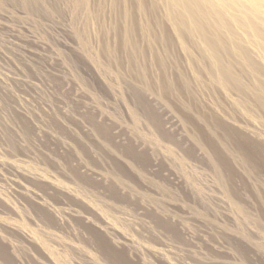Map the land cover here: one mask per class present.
<instances>
[{"label": "rangeland", "instance_id": "obj_1", "mask_svg": "<svg viewBox=\"0 0 264 264\" xmlns=\"http://www.w3.org/2000/svg\"><path fill=\"white\" fill-rule=\"evenodd\" d=\"M172 2L0 0V264H264V0Z\"/></svg>", "mask_w": 264, "mask_h": 264}, {"label": "bare ground", "instance_id": "obj_2", "mask_svg": "<svg viewBox=\"0 0 264 264\" xmlns=\"http://www.w3.org/2000/svg\"><path fill=\"white\" fill-rule=\"evenodd\" d=\"M172 1H173V2H172L173 4H175L178 8H181V10H183L184 12L188 13L189 16H191L192 14H195V13H196V9H195V7H194V5L196 6V4H195V3H196V0H195V1H193V0H172ZM209 1H210V0H207L208 3H209ZM201 2H202V0H201ZM201 2L199 3L198 6L203 7L202 5H200ZM205 2H206V1L203 2V5H204ZM197 3H198V2H197ZM208 3H207V4H208ZM209 5H210V3H209ZM207 6H208V5H207ZM211 7H212V5H211ZM196 8H200V7H197V6H196ZM208 8H209V7H208ZM208 8H207V9H208ZM200 9H201V8H200ZM205 9H206V8H205ZM207 9H206V10H207ZM208 10H209V9H208ZM201 11H202V10H201ZM211 11H212V8H210L209 12H211ZM202 12H203V11H202ZM205 12H206V11H204V13H205ZM207 12H208V11H207ZM214 12H215V11H214ZM214 12H212V13H214ZM186 13H185V14H186ZM191 13H192V14H191ZM199 13H201V12H199V9H198V14H199ZM174 14H175V13H174ZM214 14H215V13H214ZM204 15H205V14H203V16H204ZM209 15H210V14H209ZM209 15H208V16H209ZM179 16H180V15H179ZM192 16H193V15H192ZM198 16H199V15H198ZM198 16H197V17H198ZM200 16H201V15H200ZM203 16H202V17H203ZM210 16H211V15H210ZM172 17H173V16H172ZM213 17H214V16H213ZM217 17H218V22H219V21H222L221 23L224 22L222 19L220 20V18H219L220 16H217ZM204 18H207V15H205ZM221 18H222V17H221ZM191 19L193 20V17H192ZM194 20H196V19H194ZM198 20H199V19H198ZM196 23H197V22H196ZM219 23H220V22H219ZM221 23H220V26H222ZM224 23H225V22H224ZM225 24H226V23H225ZM194 25H195V24H194ZM200 25H201V24H199V27L197 26L198 29H199V32H201V34H205V33H206V30L203 28L204 26H203V25L200 26ZM226 25H227V24H226ZM202 26H203V27H202ZM207 26H208V25H207ZM224 26H225V25H224ZM207 28H208V27H207ZM194 29H195V28H194ZM196 29H197V28H196ZM212 29H213V28H212ZM196 31L198 32V30H196ZM213 35H214V34H213ZM213 35H212V36H213ZM215 39H216V38H215ZM215 39H214V40H215ZM106 229H107L108 232H109V230H111V233H113V231H114L113 226H111V225L107 226ZM123 240H124L125 243H127V241H128L127 238H124Z\"/></svg>", "mask_w": 264, "mask_h": 264}]
</instances>
